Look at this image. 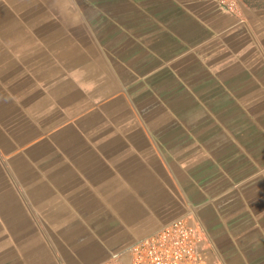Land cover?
<instances>
[{
  "label": "crops",
  "instance_id": "1",
  "mask_svg": "<svg viewBox=\"0 0 264 264\" xmlns=\"http://www.w3.org/2000/svg\"><path fill=\"white\" fill-rule=\"evenodd\" d=\"M187 215L264 264V6L0 0V264H101Z\"/></svg>",
  "mask_w": 264,
  "mask_h": 264
},
{
  "label": "built area",
  "instance_id": "2",
  "mask_svg": "<svg viewBox=\"0 0 264 264\" xmlns=\"http://www.w3.org/2000/svg\"><path fill=\"white\" fill-rule=\"evenodd\" d=\"M231 13L239 0H214ZM127 262L111 255L101 264H212L201 230L187 215H179L129 244Z\"/></svg>",
  "mask_w": 264,
  "mask_h": 264
},
{
  "label": "rangeland",
  "instance_id": "3",
  "mask_svg": "<svg viewBox=\"0 0 264 264\" xmlns=\"http://www.w3.org/2000/svg\"><path fill=\"white\" fill-rule=\"evenodd\" d=\"M244 3L256 5V6H264V0H241Z\"/></svg>",
  "mask_w": 264,
  "mask_h": 264
}]
</instances>
